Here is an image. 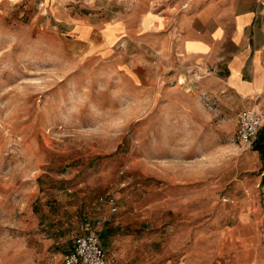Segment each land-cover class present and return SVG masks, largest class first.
<instances>
[{"label":"rangeland","instance_id":"obj_1","mask_svg":"<svg viewBox=\"0 0 264 264\" xmlns=\"http://www.w3.org/2000/svg\"><path fill=\"white\" fill-rule=\"evenodd\" d=\"M44 5L0 10V264H61L105 224L107 264H264L263 159L213 67L174 23L164 46L87 48Z\"/></svg>","mask_w":264,"mask_h":264},{"label":"crops","instance_id":"obj_2","mask_svg":"<svg viewBox=\"0 0 264 264\" xmlns=\"http://www.w3.org/2000/svg\"><path fill=\"white\" fill-rule=\"evenodd\" d=\"M188 2L174 14L153 0H0V10L37 3L44 13L50 6L56 29L95 49L109 46L113 34L123 43L135 36L142 47L164 46L174 23L187 59L213 67L204 87L231 91L239 109H264V0Z\"/></svg>","mask_w":264,"mask_h":264},{"label":"built area","instance_id":"obj_3","mask_svg":"<svg viewBox=\"0 0 264 264\" xmlns=\"http://www.w3.org/2000/svg\"><path fill=\"white\" fill-rule=\"evenodd\" d=\"M45 10V9H44ZM237 136L250 147L255 143L260 129L264 125V109L242 108L237 113ZM117 193L108 191L100 199L116 210ZM107 253L102 238L95 230L79 233L73 244L64 252L61 264H107Z\"/></svg>","mask_w":264,"mask_h":264},{"label":"trees","instance_id":"obj_4","mask_svg":"<svg viewBox=\"0 0 264 264\" xmlns=\"http://www.w3.org/2000/svg\"><path fill=\"white\" fill-rule=\"evenodd\" d=\"M253 148L258 150L260 155L262 156V159H263V166H262L263 169L262 170L264 171V128H262L257 138L255 139ZM110 231H111V228H109V226L105 224L103 230L100 232L99 235H101L102 237L108 238L106 236L110 233Z\"/></svg>","mask_w":264,"mask_h":264}]
</instances>
